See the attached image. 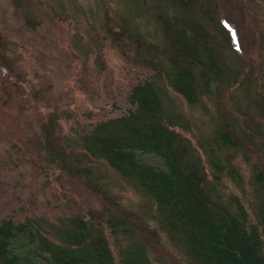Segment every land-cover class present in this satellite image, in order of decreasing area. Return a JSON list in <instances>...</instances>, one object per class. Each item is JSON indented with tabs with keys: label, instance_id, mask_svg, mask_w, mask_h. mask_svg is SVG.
<instances>
[{
	"label": "trees",
	"instance_id": "16d2710c",
	"mask_svg": "<svg viewBox=\"0 0 264 264\" xmlns=\"http://www.w3.org/2000/svg\"><path fill=\"white\" fill-rule=\"evenodd\" d=\"M113 1L110 16L96 11L102 39L150 71L120 114L76 133V161L91 182L90 159L112 169L137 194L140 219L114 201L58 223L3 217L0 264H264V42L259 60L240 55L213 0ZM30 2L15 7L32 27ZM42 131L49 151L48 119ZM144 216L173 260L154 257Z\"/></svg>",
	"mask_w": 264,
	"mask_h": 264
},
{
	"label": "rangeland",
	"instance_id": "374dc122",
	"mask_svg": "<svg viewBox=\"0 0 264 264\" xmlns=\"http://www.w3.org/2000/svg\"><path fill=\"white\" fill-rule=\"evenodd\" d=\"M213 1L217 15L236 29L231 26L235 41L240 40L239 54L259 60L264 0ZM16 2L0 0V39L9 41L2 50L4 60L0 56V219L31 215L58 223L75 212L94 216L108 201L138 218V196L123 179L90 159L99 170L98 181L91 182L82 170L84 160L76 161L83 154L76 133L95 120L120 114L129 85L150 71L132 65L102 39L96 11L110 16L116 3L31 0L32 20L40 22L29 27ZM85 44L94 47L85 52ZM47 119L49 151L42 131ZM139 223L153 236L154 257L173 260V250L151 230L150 221L144 216Z\"/></svg>",
	"mask_w": 264,
	"mask_h": 264
}]
</instances>
